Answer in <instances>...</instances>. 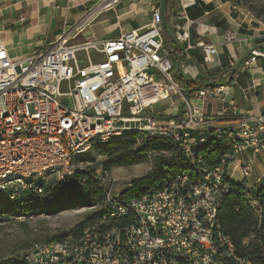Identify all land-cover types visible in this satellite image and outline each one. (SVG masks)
Returning <instances> with one entry per match:
<instances>
[{
    "label": "built area",
    "instance_id": "2783aa9c",
    "mask_svg": "<svg viewBox=\"0 0 264 264\" xmlns=\"http://www.w3.org/2000/svg\"><path fill=\"white\" fill-rule=\"evenodd\" d=\"M119 1L105 0V8ZM161 31V9L153 7L143 29L79 44L63 32L48 49L25 57H11L0 39V196L14 199L29 192L42 197L50 181L62 182L81 171L75 165L79 157L133 134L137 145L150 137L172 140L192 164L207 131L226 139L234 153L264 152V117L244 116L237 128L222 130L184 99ZM197 46L203 62L212 65L215 47ZM92 53L102 58L93 60ZM251 54L244 68L264 58V53ZM195 94L197 100L210 96L222 103L225 89L200 88ZM173 96L184 101L181 117L155 112ZM226 166L200 167L195 178L177 174L163 188L130 199L114 193V180L102 172L98 179L106 192L100 224L78 238L34 247L21 264H252L235 256L217 222L228 192ZM251 171L248 161L243 176Z\"/></svg>",
    "mask_w": 264,
    "mask_h": 264
},
{
    "label": "crops",
    "instance_id": "0c3cea01",
    "mask_svg": "<svg viewBox=\"0 0 264 264\" xmlns=\"http://www.w3.org/2000/svg\"><path fill=\"white\" fill-rule=\"evenodd\" d=\"M105 5V0H0V39L11 57L44 51L63 32H69L75 44L111 39L146 27L152 8H160V0H121ZM166 15L169 34L162 37L164 50L173 64L172 77L191 107L201 117L213 118L222 130L237 128L244 116L264 117V58L257 57L244 68L251 51L264 53V24L237 0H172ZM177 35L184 39L179 41ZM199 42L215 47L212 65L203 62ZM92 58L102 57L92 53ZM216 86H224L222 103L210 96L196 99L198 89ZM160 109L176 117L186 110L178 96L154 110ZM225 157L229 180L250 189L264 188V152L248 149L234 153L230 148ZM248 161L252 171L244 177L242 167Z\"/></svg>",
    "mask_w": 264,
    "mask_h": 264
},
{
    "label": "trees",
    "instance_id": "16d2710c",
    "mask_svg": "<svg viewBox=\"0 0 264 264\" xmlns=\"http://www.w3.org/2000/svg\"><path fill=\"white\" fill-rule=\"evenodd\" d=\"M172 8V0H164L163 16L164 26L162 37L167 32L165 21L167 11ZM204 142L197 145V154L194 164L190 163L181 152L179 146L172 140L162 137H150L137 145V135H131L129 139L109 143L102 146V153L107 157L103 163V171L108 172L114 166L135 165L144 162L153 152H162L166 155L159 157L153 168L143 177L132 180L127 189L120 193V198H140L152 191L163 188L174 176L187 173L194 178L199 177L197 170L200 167L215 169L227 164L225 155L231 148L226 139L217 138L212 132L204 133ZM228 192L224 195L223 204L216 212V218L221 232L227 236L234 248L235 256L248 259L252 264H264V188L248 190L242 184L232 182L227 177ZM106 189L99 182L97 176L89 171H77L72 177L64 181L54 182L51 187L45 189L42 197H36L29 192H23L22 202L18 206L7 203V208H0V214L11 216H27L34 211L55 212L57 208L64 206L97 208L87 217L86 223L76 226L80 237L83 230L99 225L104 216V200ZM24 204L21 208L19 204ZM3 204V203H2ZM12 204V205H11ZM255 237L244 241L251 235ZM11 264H21L15 261ZM228 264H234L229 261Z\"/></svg>",
    "mask_w": 264,
    "mask_h": 264
},
{
    "label": "rangeland",
    "instance_id": "374dc122",
    "mask_svg": "<svg viewBox=\"0 0 264 264\" xmlns=\"http://www.w3.org/2000/svg\"><path fill=\"white\" fill-rule=\"evenodd\" d=\"M238 3L264 24V0H237ZM82 57L83 54H78ZM63 84L62 91H66ZM102 146L87 152L76 161L77 170L93 172L98 177L103 171V163L107 157L101 152ZM166 154L152 152L144 162L135 165H120L112 167L107 173L114 180L113 192L122 193L129 183L146 175L157 163L159 157ZM55 181H50L45 189L52 186ZM22 193L19 197L8 199L0 196V208H7V203L18 206L22 202ZM3 203V204H2ZM11 204V205H12ZM24 204H19L21 208ZM97 208L64 206L57 208L55 212L34 211L27 216L14 214L7 216L0 214V264H11L15 261H24L34 247L51 242L75 239L78 233L76 226L86 223L88 216L92 215Z\"/></svg>",
    "mask_w": 264,
    "mask_h": 264
},
{
    "label": "water",
    "instance_id": "95a60500",
    "mask_svg": "<svg viewBox=\"0 0 264 264\" xmlns=\"http://www.w3.org/2000/svg\"><path fill=\"white\" fill-rule=\"evenodd\" d=\"M163 7H164V0H160V9H161V23L162 27L164 26V16H163Z\"/></svg>",
    "mask_w": 264,
    "mask_h": 264
}]
</instances>
